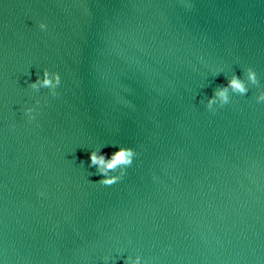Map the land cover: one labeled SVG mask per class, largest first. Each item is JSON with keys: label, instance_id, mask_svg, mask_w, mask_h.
<instances>
[{"label": "water", "instance_id": "95a60500", "mask_svg": "<svg viewBox=\"0 0 264 264\" xmlns=\"http://www.w3.org/2000/svg\"><path fill=\"white\" fill-rule=\"evenodd\" d=\"M262 91L264 0H0V264H264Z\"/></svg>", "mask_w": 264, "mask_h": 264}, {"label": "clouds", "instance_id": "9594fccd", "mask_svg": "<svg viewBox=\"0 0 264 264\" xmlns=\"http://www.w3.org/2000/svg\"><path fill=\"white\" fill-rule=\"evenodd\" d=\"M39 28L44 30L46 25L39 24ZM244 78L232 74L226 78L227 83L216 87L213 94L207 98L205 107L209 111H214L213 105L223 106L230 101V93L237 95H245L248 92V87L245 83L257 85L258 79L256 72L248 67L244 69ZM60 84V75L56 72H49L44 69L41 76L37 77L34 82L29 83V87L34 91H39L41 88H47L52 96H56L55 89ZM257 102L264 101V91L256 96ZM38 103V102H37ZM25 115L29 120L34 119L32 108H26ZM137 153L131 147L117 146V150L112 152L110 156L106 157L101 153L100 149L91 150L89 153V167H95L96 174L101 176L102 179L98 181L99 184L104 186H111L119 182L125 175L126 169L133 163V158ZM126 264H141V257L139 255L126 258Z\"/></svg>", "mask_w": 264, "mask_h": 264}]
</instances>
